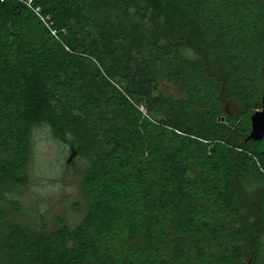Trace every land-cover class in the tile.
I'll return each instance as SVG.
<instances>
[{
    "label": "trees",
    "instance_id": "1",
    "mask_svg": "<svg viewBox=\"0 0 264 264\" xmlns=\"http://www.w3.org/2000/svg\"><path fill=\"white\" fill-rule=\"evenodd\" d=\"M33 6L0 0V202L27 184L45 122L89 162L87 204L46 236L0 207V264H264V229L247 227L234 187L264 185L246 118L264 94V0Z\"/></svg>",
    "mask_w": 264,
    "mask_h": 264
},
{
    "label": "rangeland",
    "instance_id": "2",
    "mask_svg": "<svg viewBox=\"0 0 264 264\" xmlns=\"http://www.w3.org/2000/svg\"><path fill=\"white\" fill-rule=\"evenodd\" d=\"M36 97L37 90L35 83L32 82L29 84L28 98L31 102ZM230 111L236 114L234 108ZM251 115H247L246 118L249 120ZM243 119L239 120V124L244 131ZM53 125L58 126L56 123ZM68 128L74 129L77 126L71 122ZM79 130L87 131V127H79ZM70 142L69 135L66 136V141L56 139L53 127L48 123L32 127L27 168L28 182L24 187L10 189L5 194V199L0 202L7 222L34 235L44 236L62 227L75 229L81 223L87 204L83 180L89 162L84 157L72 156ZM257 148L264 151V141ZM243 155L247 157L248 153L245 152ZM232 172L236 173V170ZM229 178H224L228 184L234 181ZM234 184L235 188H239L237 192L240 195L236 207L246 211L247 227L251 229L261 226L264 229V218L258 213L261 207L264 211V185L258 182H251L248 185L243 181L241 184L246 189L245 192L239 187V182L234 181Z\"/></svg>",
    "mask_w": 264,
    "mask_h": 264
},
{
    "label": "water",
    "instance_id": "3",
    "mask_svg": "<svg viewBox=\"0 0 264 264\" xmlns=\"http://www.w3.org/2000/svg\"><path fill=\"white\" fill-rule=\"evenodd\" d=\"M262 78L264 81V68L262 70ZM251 131L247 141L259 142L264 139V94L261 100V109L257 110L250 117ZM75 153L72 152V156ZM71 156V157H72Z\"/></svg>",
    "mask_w": 264,
    "mask_h": 264
},
{
    "label": "built area",
    "instance_id": "4",
    "mask_svg": "<svg viewBox=\"0 0 264 264\" xmlns=\"http://www.w3.org/2000/svg\"><path fill=\"white\" fill-rule=\"evenodd\" d=\"M12 1L22 4L28 10H30L33 13L39 15L38 9L34 8V6H33L34 0H12ZM1 2H3V0H1ZM43 21H45V20H43Z\"/></svg>",
    "mask_w": 264,
    "mask_h": 264
}]
</instances>
